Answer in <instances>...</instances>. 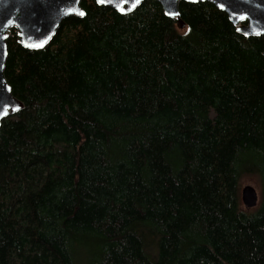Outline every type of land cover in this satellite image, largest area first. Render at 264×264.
Returning a JSON list of instances; mask_svg holds the SVG:
<instances>
[{
    "label": "trees",
    "instance_id": "16d2710c",
    "mask_svg": "<svg viewBox=\"0 0 264 264\" xmlns=\"http://www.w3.org/2000/svg\"><path fill=\"white\" fill-rule=\"evenodd\" d=\"M80 5L42 49L8 31L0 264H264V37L209 2L182 31L155 0Z\"/></svg>",
    "mask_w": 264,
    "mask_h": 264
},
{
    "label": "water",
    "instance_id": "95a60500",
    "mask_svg": "<svg viewBox=\"0 0 264 264\" xmlns=\"http://www.w3.org/2000/svg\"><path fill=\"white\" fill-rule=\"evenodd\" d=\"M143 0H94L97 5L108 7L119 14H127ZM165 16L173 19L179 31L185 27L179 13L180 2H209L224 12L241 35L264 37V0H155ZM81 0H0V124L24 108L23 103L13 96L4 76L7 56L6 39L9 29H14L16 42L23 48L38 50L45 47L54 37L61 22L71 16L83 17ZM32 45H42L33 47ZM264 56V50L262 52ZM258 194L251 185L239 189V200L245 208H254Z\"/></svg>",
    "mask_w": 264,
    "mask_h": 264
},
{
    "label": "rangeland",
    "instance_id": "374dc122",
    "mask_svg": "<svg viewBox=\"0 0 264 264\" xmlns=\"http://www.w3.org/2000/svg\"><path fill=\"white\" fill-rule=\"evenodd\" d=\"M243 185H251L252 187H254L259 197V183H258V179L256 176L243 177L240 181V187H242ZM242 208L248 209V208H245L244 206H242Z\"/></svg>",
    "mask_w": 264,
    "mask_h": 264
},
{
    "label": "snow or ice",
    "instance_id": "6c2138e0",
    "mask_svg": "<svg viewBox=\"0 0 264 264\" xmlns=\"http://www.w3.org/2000/svg\"><path fill=\"white\" fill-rule=\"evenodd\" d=\"M98 2H100V3H103L104 2V0H98ZM80 15H83L84 13H79ZM33 47H40V46H42V45H32ZM7 114V111L5 110L3 113H0V115H6Z\"/></svg>",
    "mask_w": 264,
    "mask_h": 264
}]
</instances>
